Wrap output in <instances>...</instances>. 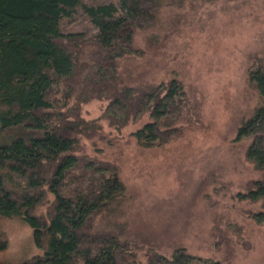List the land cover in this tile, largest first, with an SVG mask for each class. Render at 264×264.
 <instances>
[{"label":"trees","instance_id":"trees-1","mask_svg":"<svg viewBox=\"0 0 264 264\" xmlns=\"http://www.w3.org/2000/svg\"><path fill=\"white\" fill-rule=\"evenodd\" d=\"M175 4L3 0L6 13L31 16L36 27L27 35L0 36V217L27 225L39 250L6 264H222L183 246L164 253L131 239L121 215L125 186L116 165L84 150L90 134H102L106 125L149 148L172 142L194 121L179 77L136 85L119 69L136 51V33L155 21L161 7ZM78 6L97 26L94 41L63 29ZM256 62L254 78L263 92L264 55ZM257 95L237 134L250 128L248 147L264 152V135L252 129L264 108V95ZM92 103L99 106L96 116L88 113ZM251 163L262 176L241 194L264 204L258 192L264 168ZM6 247L0 237V251Z\"/></svg>","mask_w":264,"mask_h":264},{"label":"rangeland","instance_id":"rangeland-1","mask_svg":"<svg viewBox=\"0 0 264 264\" xmlns=\"http://www.w3.org/2000/svg\"><path fill=\"white\" fill-rule=\"evenodd\" d=\"M79 2L122 6V0ZM175 2L136 33V51L119 69L136 85L179 77L194 121L172 142L149 148L106 125L102 134H90L84 150L116 165L125 186L121 215L131 239L164 253L183 246L222 264H264V213H257L264 204L241 194L262 176L251 162L264 168V152L248 147L250 128L237 134L259 102L258 91L264 95L254 78L257 57L264 55V0ZM35 27L31 16L6 13L0 0V36L27 35ZM63 29L89 41L97 32L80 6L64 19ZM98 107L89 104V116ZM257 119L253 132L263 136L264 108ZM258 192L264 195V188ZM0 237L7 241L0 264L39 252L30 228L18 220L0 217Z\"/></svg>","mask_w":264,"mask_h":264}]
</instances>
